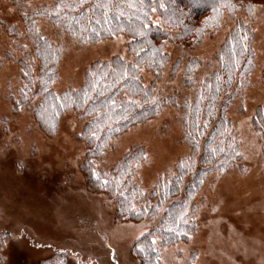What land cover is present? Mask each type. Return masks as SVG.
Returning <instances> with one entry per match:
<instances>
[{"label":"rangeland","instance_id":"374dc122","mask_svg":"<svg viewBox=\"0 0 264 264\" xmlns=\"http://www.w3.org/2000/svg\"><path fill=\"white\" fill-rule=\"evenodd\" d=\"M51 3L0 0V264H138L129 248L156 221L113 222L112 205L87 187L85 168L90 166L96 177L127 154L141 151L131 185L144 196L161 178L172 176L175 164L189 155L183 105L196 83L216 68L215 54L237 21L251 30L254 56L248 85L226 113L239 161L233 169L207 176L193 199L196 230L188 240L166 246L158 239L153 242L158 264H264V149L252 129L255 111L264 107V3H254L248 14L243 9L233 15L224 11L217 28L192 49L166 44L168 60L158 77L139 68L142 84L152 86L159 100L173 96V103L113 137L91 158L79 139L85 120L67 111L49 136L31 115L39 99H20L25 65L33 80L38 66L25 24L30 19L35 31L59 51L51 85L55 94L79 89L95 63L116 56L131 62V40L118 34L82 44L34 15ZM189 65L191 73L186 71Z\"/></svg>","mask_w":264,"mask_h":264},{"label":"trees","instance_id":"16d2710c","mask_svg":"<svg viewBox=\"0 0 264 264\" xmlns=\"http://www.w3.org/2000/svg\"><path fill=\"white\" fill-rule=\"evenodd\" d=\"M259 1L264 3V0H52L50 6L39 8L34 15L59 26L82 44L118 34L127 36L131 40L127 53L133 55V60L126 62L116 56L95 63L86 70L79 89L55 94L51 85L56 78L59 51L35 31L29 19L25 32L38 66L33 80L30 67L25 65L20 99L29 96L39 99L31 115L49 136L55 133L57 121L65 112L77 114L85 120L79 139L87 150L86 157L97 156L113 137L153 117L158 108L173 103V96L159 100L153 95L152 86L142 84L139 68L159 74L168 60L163 50L166 44L192 49L204 34L217 28L224 11L233 15L243 9L248 14ZM251 41L249 26L237 21L215 54L216 68L196 83L192 98L183 105L184 142L189 155L178 161L173 168L175 173L161 178L150 193L144 196L131 185L133 167L142 159L141 151L127 154L114 169L96 177L91 175L90 166L85 168L87 187H91L92 193L104 195L112 205L113 222L156 221L129 248V256L138 264H158L154 239H158L160 246L188 240L196 230L193 199L207 176L237 166L238 141L226 113L248 85L254 64ZM191 67L187 66V73H191ZM253 117L252 129L263 150L264 107L256 110ZM262 157L264 160V153Z\"/></svg>","mask_w":264,"mask_h":264}]
</instances>
